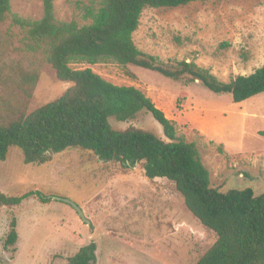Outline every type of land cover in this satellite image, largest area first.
Here are the masks:
<instances>
[{
    "label": "rangeland",
    "instance_id": "obj_1",
    "mask_svg": "<svg viewBox=\"0 0 264 264\" xmlns=\"http://www.w3.org/2000/svg\"><path fill=\"white\" fill-rule=\"evenodd\" d=\"M12 12L28 20L44 15V0H12ZM57 22L83 26L85 6L100 0H54ZM136 46L162 61L195 62L219 80L251 75L264 65V0H207L178 8H147L133 35ZM91 68L108 82L134 86L171 120L177 134L195 143L222 192L251 187L264 193V93L241 103L215 94L198 81L186 85L133 65L73 64ZM36 79L35 81H33ZM72 83L58 80L42 52L27 49L26 31L0 26V122L26 115L59 98ZM183 94H186L184 96ZM183 102H179V99ZM115 129L135 127L165 139L154 117L110 119ZM43 193L18 206L0 205V264H67L81 247L95 242L93 264H195L215 235L187 210L175 185L150 180L142 164L125 169L83 149L54 154L42 165L26 164L20 148L0 161V192ZM76 203L90 223L70 204ZM13 219L19 234L5 249Z\"/></svg>",
    "mask_w": 264,
    "mask_h": 264
},
{
    "label": "trees",
    "instance_id": "obj_2",
    "mask_svg": "<svg viewBox=\"0 0 264 264\" xmlns=\"http://www.w3.org/2000/svg\"><path fill=\"white\" fill-rule=\"evenodd\" d=\"M205 1L100 0L98 8H83L84 18L91 22L81 26L76 21L57 22L54 0H44L40 20L21 18L12 12V0H0V26L11 19L25 30L27 49L42 52L58 80L72 83L59 98L0 122V161L7 159L10 148L18 147L24 162L33 165L48 163L52 155L69 149L90 151L101 161L117 162L125 169L142 164L148 179L172 182L187 210L215 235L213 245L195 264H264V193L257 195L251 187L226 192L212 187L197 145L179 136L174 123L141 90L108 82L91 68L72 67L104 62L133 65L186 85L198 81L215 94H230L234 103L264 93V65L251 75L223 82L195 62H165L136 46L133 35L145 9ZM142 112L160 123L166 140L135 127L115 129L110 123L111 118L127 122ZM33 196L49 202L39 191L21 196L0 192V205L18 206ZM10 227L5 249L19 238L16 219ZM96 252L97 244L89 243L67 264H93Z\"/></svg>",
    "mask_w": 264,
    "mask_h": 264
},
{
    "label": "water",
    "instance_id": "obj_3",
    "mask_svg": "<svg viewBox=\"0 0 264 264\" xmlns=\"http://www.w3.org/2000/svg\"><path fill=\"white\" fill-rule=\"evenodd\" d=\"M55 200L63 201L70 204L73 208L77 210V212L85 222L90 223V221L86 219L83 210L76 203L72 202L71 200L62 199V198H55Z\"/></svg>",
    "mask_w": 264,
    "mask_h": 264
}]
</instances>
